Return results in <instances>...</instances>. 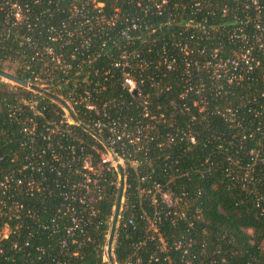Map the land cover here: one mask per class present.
I'll return each instance as SVG.
<instances>
[{"label":"trees","instance_id":"16d2710c","mask_svg":"<svg viewBox=\"0 0 264 264\" xmlns=\"http://www.w3.org/2000/svg\"><path fill=\"white\" fill-rule=\"evenodd\" d=\"M99 2L103 5L95 7ZM19 3L24 20L14 24L0 2V68H12L27 82L12 85L0 76V183L13 178L9 188L0 185V229L5 223L12 229L0 241V264H52L60 257L57 243L69 225V214L60 206L62 193L74 191L79 180L62 163L80 153L78 146L74 155L60 145L86 136L78 126L70 132L60 126L63 134L50 140L42 133L49 120L59 119L55 95L85 90L100 112L106 109L130 129V137L122 140L127 187L114 245L117 261L138 251L146 264H182L183 248L175 243L191 237L194 264L201 259L204 264H264V53L256 50L259 64L240 81L230 80L228 62L243 45L231 36L236 23L250 17L246 28L255 30L252 0ZM260 4L264 7V0ZM122 52L130 55L135 94L124 87L123 70L115 65ZM37 73L46 86L31 89L29 79ZM80 108V117L87 119L91 112ZM33 125L34 134L25 131ZM138 126L143 132L137 141ZM93 157L96 162L97 154ZM15 178L24 180L21 187ZM106 179L95 215L77 205L87 233L79 237L82 254L66 264H104L119 191L115 174L108 172ZM32 180L33 190L27 184ZM156 184L171 194L172 205L162 194L153 203ZM15 201L25 204L20 218L5 214ZM152 222L168 250L150 239Z\"/></svg>","mask_w":264,"mask_h":264},{"label":"built area","instance_id":"2783aa9c","mask_svg":"<svg viewBox=\"0 0 264 264\" xmlns=\"http://www.w3.org/2000/svg\"><path fill=\"white\" fill-rule=\"evenodd\" d=\"M0 2L2 6L8 8V16L11 15L10 18H13L12 22L14 24H20L24 20L23 8L19 3V0H0ZM252 3L257 10V14L253 18L255 30H247V21L251 20L250 17H247L246 19L239 20L231 32V36L239 39L243 45L237 56L228 59L231 66L230 80L240 81L244 79V77L248 76L249 73H252L260 62L258 59L259 54L256 50L264 53V7L260 4V0H252ZM101 5H103V3L99 2L95 4V7ZM74 10L78 13H83V8L80 6L74 7ZM225 10L226 9H224V12ZM122 33L128 36L127 30L122 31ZM27 39L30 40V37ZM225 64L226 63H220L219 66L223 67ZM115 65L121 67L123 70L122 82L124 87L134 94L137 93L138 83L129 71L131 66L129 53L122 52ZM168 67H172V62L168 64ZM107 72L109 71H106V73ZM28 84V87L31 89H34V86L36 85L40 87L46 86V83L43 82L42 76L38 73L35 74L33 78L29 79ZM55 98L56 102L60 106L59 119L57 121H48L46 127L47 133H42L43 137L50 140L53 134L62 135L63 131L60 126L67 132L73 131V127L78 126L82 134L86 136L85 138L80 137L78 139L79 143L77 142L69 145H65L63 143L60 145L63 148L70 147V150L74 153V155L76 152V146H78L80 150L79 155L75 156V158L71 160H64L62 163L65 166H69L79 176V180L73 184V188L75 190L64 191L62 193L63 200L60 206L65 207L66 212L69 214V225L67 228H64L65 234L59 237L57 243L56 251L59 252L60 257H53L52 259V264H66L72 257L82 254L83 244L79 237L80 235L87 233L86 229L83 228L86 222L83 218L82 212H80L77 208V205L83 207L86 214L95 215L97 211L96 205L104 196L105 181L107 180L106 175L108 172L115 174L117 183L118 180L120 181V167L123 168L125 175L126 151L124 145L122 144V140L125 137H130V129H128L126 123L120 121L119 117H113L106 109L100 112L98 108L99 105L93 101L89 90H85L84 93H76L71 97L55 95ZM80 105L85 107L86 111L91 112L87 119L80 117ZM31 106L36 107L37 101L32 102ZM103 106L106 107V104L103 103ZM35 126L36 125L25 128V131L34 134ZM142 132L143 128L138 126L134 133L137 141L140 139ZM191 139L194 140V137ZM94 153L98 156L96 162L93 157ZM252 153H255V151H252ZM81 154L83 155V161L80 163L79 159ZM54 157L58 160L61 158L57 153ZM72 163L75 164L72 165ZM11 179H13L11 176H6L5 180L2 181L0 185L5 189L9 188V183L12 181ZM13 182L17 187H21L24 180L21 178H15ZM27 184L31 190L34 189L35 183L33 180L27 181ZM125 190L126 188L124 189V194ZM141 191L143 193L147 192L145 189H142ZM148 191L151 192V190ZM151 193L153 203H157V194H162L163 199L169 205L173 204L171 194L169 192H163L160 184H156L155 191ZM166 195H169L171 201L166 199ZM123 197L125 196L123 195ZM1 206L5 207L7 206V203L3 201ZM13 207L14 209L12 211H5V214L20 218L21 211L24 210L25 204L20 201H15ZM130 222L133 223L132 220H130ZM5 225L9 227V233L1 237L0 241L4 238H9V235L12 233V229L8 223H5ZM150 227L151 228H148L147 231L150 234V239L155 241L156 247L160 248L161 251L168 250L167 243L158 228L155 227L154 222L151 223ZM2 229L3 228H1L0 231ZM186 241H178L175 243L176 249L183 248L180 262L182 264H194L193 260L196 255L193 254L190 247L192 244L191 237L187 238ZM141 242L142 243L137 245V248H139L142 244H145L144 240ZM17 245L18 242L14 244V247H17ZM71 246L75 248L72 251L70 250ZM39 249L41 250V254L45 252L43 247H39ZM39 259H41L40 256ZM108 259L110 264H146L138 251H134L133 256L129 259L119 262L116 259L113 248L112 259H110L109 256ZM103 263L106 264V261L103 260ZM199 264H204V261L201 259ZM206 264H209V262L206 261Z\"/></svg>","mask_w":264,"mask_h":264},{"label":"water","instance_id":"95a60500","mask_svg":"<svg viewBox=\"0 0 264 264\" xmlns=\"http://www.w3.org/2000/svg\"><path fill=\"white\" fill-rule=\"evenodd\" d=\"M0 76L6 79H9L13 82L19 83V84H23V85L27 84L25 80L19 78L14 73L4 70L2 68H0ZM120 170H121V175H120L119 191H118V195H117V199H116V203L114 207L113 219H112V224H111L110 233L108 237V243H107V252H108V256L110 259H112L114 239H115V235H116L119 220H120V212H121L122 200H123L124 189H125L124 170L122 167H120Z\"/></svg>","mask_w":264,"mask_h":264},{"label":"rangeland","instance_id":"374dc122","mask_svg":"<svg viewBox=\"0 0 264 264\" xmlns=\"http://www.w3.org/2000/svg\"><path fill=\"white\" fill-rule=\"evenodd\" d=\"M9 63H10V62H7V66H9V65H8ZM10 64H11V63H10ZM12 65L15 66L16 63H13ZM8 68H9V67H8ZM11 69H12V68H9V69H8L9 72H10ZM8 70H7V71H8ZM1 78H2L3 80L7 81V82H10L12 85H13V84H16V82H13V81H11V80H9V79H6V78H4V77H2V76H1ZM125 177H126V175H125ZM119 184H120V181L118 180V186H119ZM125 188H126V184H125ZM141 193L143 194L142 191H141ZM165 197H166V199H167L168 201H171L170 198H169V195H166ZM124 198H125V197H123V200H122L121 211H122V209H123ZM114 207H115V206H114ZM120 213H121V212H120ZM112 219H113V217H112ZM112 219H111V222H110V228H111V224H112ZM118 225H119V224H118ZM2 228H3V229L0 231V238L3 237V236H5V235H7V234L9 233V227H8L7 225L3 226ZM110 228H109V231H108V234H107V241H106V245H105V249H104V253H103V260L106 261V264H110V261H109L108 256H107V243H108V237H109V233H110ZM115 240H116V235H115V239H114V245H115ZM114 245H113V248H114Z\"/></svg>","mask_w":264,"mask_h":264}]
</instances>
